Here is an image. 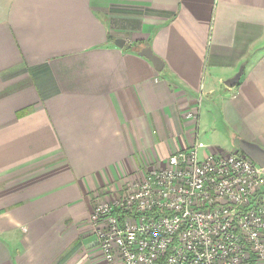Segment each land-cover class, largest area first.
I'll return each instance as SVG.
<instances>
[{"label": "crops", "instance_id": "0c3cea01", "mask_svg": "<svg viewBox=\"0 0 264 264\" xmlns=\"http://www.w3.org/2000/svg\"><path fill=\"white\" fill-rule=\"evenodd\" d=\"M241 140L264 148V0H0V264H108L106 191Z\"/></svg>", "mask_w": 264, "mask_h": 264}, {"label": "built area", "instance_id": "2783aa9c", "mask_svg": "<svg viewBox=\"0 0 264 264\" xmlns=\"http://www.w3.org/2000/svg\"><path fill=\"white\" fill-rule=\"evenodd\" d=\"M186 117L197 122L200 111ZM202 146L174 152L123 198L96 204L90 221L109 264L264 262V167L242 151L201 157ZM117 211L135 221L123 223Z\"/></svg>", "mask_w": 264, "mask_h": 264}, {"label": "rangeland", "instance_id": "374dc122", "mask_svg": "<svg viewBox=\"0 0 264 264\" xmlns=\"http://www.w3.org/2000/svg\"><path fill=\"white\" fill-rule=\"evenodd\" d=\"M210 118H211V115H210L209 111L206 112L205 110L203 111V109H202L201 119L202 120L205 119V121H206V120H209ZM211 120H212V118H211ZM207 125H209V124H207ZM207 125H205V126H207ZM219 125H221V124H219ZM219 127H221V126H219ZM206 128L207 129L202 128V132L205 131L204 133H202V135H204L205 137L207 136L209 138V142L213 141L211 143H213V144L220 143L221 144L222 142L225 141L227 136H225L224 133H221V132H218V131L214 132V129L210 128V127H206ZM201 138H202V140L204 139L203 137H201ZM133 181H135V179L130 181V182H124L120 186L119 189H113V190H110L109 192L106 191L104 193L105 194L104 198L103 199L101 198V199L97 200L96 203H95V206L101 200H103L104 202H109V203H114L117 200H120L127 193V186L129 184H131V182H133ZM116 215L120 216V218H121L123 223H129V224L133 223L135 221V218H136V216L131 215L129 212L122 213L120 211H117ZM127 216H130V218L128 220H127ZM126 220H127V222H126ZM89 224H90V228H91V234L93 235V237H94V239L96 241L95 244H97L96 246H98V250L100 251V253H102L103 257L105 258L104 254H103V251L101 249V246H100V243H101L100 240L101 239L99 237L98 231L96 230V227H95L94 223L92 221H90V219H89ZM98 226H99V229L105 230L103 224L98 225ZM252 258L253 257H251V259L248 260V264H262V262H257V260H255L254 258L252 259ZM105 261H107L106 258H105ZM107 263L109 264L108 261H107Z\"/></svg>", "mask_w": 264, "mask_h": 264}, {"label": "water", "instance_id": "95a60500", "mask_svg": "<svg viewBox=\"0 0 264 264\" xmlns=\"http://www.w3.org/2000/svg\"><path fill=\"white\" fill-rule=\"evenodd\" d=\"M116 43L118 46L122 47L125 41L123 39H118ZM139 54L151 60L156 70H158L159 72L163 70L164 61L161 59V57H159L153 52V49L150 46L141 48V50L139 51ZM242 74H243V68H241L235 76L228 79L226 81V84L228 86H235L240 81ZM240 149L243 151L245 155L253 159L260 166L264 167V148L258 146L255 143L241 140Z\"/></svg>", "mask_w": 264, "mask_h": 264}, {"label": "trees", "instance_id": "16d2710c", "mask_svg": "<svg viewBox=\"0 0 264 264\" xmlns=\"http://www.w3.org/2000/svg\"><path fill=\"white\" fill-rule=\"evenodd\" d=\"M163 264H164V261H163Z\"/></svg>", "mask_w": 264, "mask_h": 264}]
</instances>
